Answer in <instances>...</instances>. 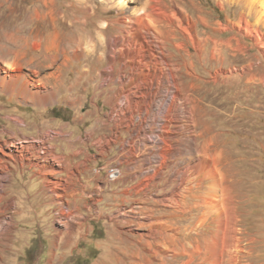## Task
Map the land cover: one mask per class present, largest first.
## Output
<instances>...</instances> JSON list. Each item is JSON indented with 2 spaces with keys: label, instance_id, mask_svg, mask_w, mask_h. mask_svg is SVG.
I'll list each match as a JSON object with an SVG mask.
<instances>
[{
  "label": "rangeland",
  "instance_id": "obj_1",
  "mask_svg": "<svg viewBox=\"0 0 264 264\" xmlns=\"http://www.w3.org/2000/svg\"><path fill=\"white\" fill-rule=\"evenodd\" d=\"M55 1L54 14L43 7L46 16L35 15L26 24L25 18L41 1L0 0L1 64L19 63L15 69L29 72L36 69L35 60L43 52L35 41L44 43L57 33L61 45L72 46L70 39L82 34L103 32L109 37L119 31L111 21L123 11L106 8L103 0H90L94 11L89 18L80 15L77 0ZM161 1L168 12L180 8L190 15L197 35L195 43L178 27L177 41L184 45L181 50L169 47L181 65V89L189 100L198 144L208 145L209 156L195 179L199 184L191 182L186 198L188 210L181 212L177 202L181 135L167 137L168 128L159 120L169 106H158L164 95L159 91L152 95L155 98L145 96L139 104L132 103L131 113L124 109L115 114L116 96L123 87L136 90L144 79L134 73L127 81L131 69L120 62L106 74L107 46L101 61L98 55L84 54L67 66L62 60L45 63L38 77L60 74L65 85L46 102L27 100L0 87V139L46 142L56 156H65L70 166L80 164L83 172L75 171L72 187H67L63 199L74 212L62 224L61 199L46 185L41 166L5 158L9 169L8 176L0 179V221L8 219L11 226L0 236V264H213L218 254L203 240L216 234L221 214L218 205H207L202 196L216 179L221 182L219 199L225 191L230 221L231 209L235 211L239 238L223 264H264V0ZM106 21L108 27L103 25ZM6 32L29 41L16 42ZM50 82L52 88L54 81ZM166 85L162 84L163 90ZM209 163L216 164L217 175ZM113 165L121 170L116 179L107 175ZM68 176L67 168L53 178ZM73 188L78 198L68 194ZM134 208L143 223L121 216L124 209L132 213ZM181 242L189 254L181 253ZM190 250L196 253L191 255Z\"/></svg>",
  "mask_w": 264,
  "mask_h": 264
},
{
  "label": "bare ground",
  "instance_id": "obj_2",
  "mask_svg": "<svg viewBox=\"0 0 264 264\" xmlns=\"http://www.w3.org/2000/svg\"><path fill=\"white\" fill-rule=\"evenodd\" d=\"M39 1H41V5L36 6L35 9L25 18L26 24L30 23L31 19H33L35 15L39 16L40 18L46 16V14H44L46 12L43 10V7L47 8L48 13L54 14L56 10L54 8L56 2L55 0ZM77 1V4L80 5L78 7H80L81 9L78 10H80V15L82 17L87 18L88 16L93 15L92 13L94 11V8L90 0ZM161 2V0H103L106 8H118L123 11V15H120V17L111 21L112 23L117 24V27L119 29L117 33L111 34L109 35V37H107L103 32H97L92 36L82 34L79 38L77 37L76 39H70L72 42V46L64 44L61 45L59 43L60 41L58 42L57 33L49 36L44 43L35 41L34 46L36 48H43V52L37 58V60H35L38 65L36 69H31L29 72H25L24 70H22V66L21 69H19L18 67L15 69V66H18L19 63H17L16 65L15 62H9L7 63L8 67L0 63V87L3 90H6L14 95L19 94V96H22L27 100L33 99L36 100V102H46L50 98H54L55 96H57L59 88L65 84L64 81L61 82L59 80L60 74L58 75L55 73H49L47 77L45 76V78H39L38 76L41 72V66H43L45 63H54L58 60H62V64L67 66L69 62L73 60H79L82 56H84V54L86 56L98 55L97 58L101 61L104 58L105 46H107L110 65L109 69L106 70V74H112L111 71L113 70L114 65H117L120 62L121 66L124 69L127 67H130L131 69V74L129 73L130 75L126 77L127 81L131 80V78L134 76V73L140 74L141 78L144 79V81H142L144 82L142 85L136 84L138 86L136 90L134 88L125 89L123 87V89L116 96L118 104L113 109L115 114H117L116 111L121 112L122 110L124 111V109H126V111H130L131 113L133 110V102L139 104L141 102L139 100H141V98H146L145 96L155 98V96L152 95L159 91L164 95V97L160 99V101L158 102L159 105H157L161 106L164 103L169 104L167 108V114L165 116H160L159 120H161V122L163 123V128H168V131L165 130L166 132H164L167 137H170V135L174 136L177 133L181 135V187L179 188L180 193L177 194V202L179 204L181 203V212H184L188 210V203L186 198L189 194L188 192L192 190L191 182L195 181L196 177L201 171V166H203L201 165V162L203 161L205 163V161H207L205 157L209 155L207 154L208 145L205 144L204 146H199L198 144V135L195 133L196 123L191 110L187 107V103L189 100L187 95L184 94L181 89V78L178 74L181 70V65L174 58L175 53L173 54L169 50V47L173 45L178 50H181L182 46L184 45V43L177 41V39H179V35L176 33L178 27L181 28L184 34L192 39L195 43H197V35L195 31V23H193L190 15H188L184 10L180 8L172 12H168V10ZM72 3L74 2L72 1ZM76 16L77 14H75V17ZM34 22L35 21H32V24ZM107 24H109V22L107 21L103 23L104 26H106ZM20 30L23 31V29ZM7 36L8 38L15 40L16 42L23 39L25 43L29 41V37L27 38L26 35L25 38L21 36L14 38L13 34H10L8 32ZM25 43L22 44L25 45ZM16 61L18 62V60ZM50 81H54V86L52 88L48 87L51 83ZM162 84L164 86L165 84H167L166 89H162ZM138 95H141V97L139 98ZM161 108L163 107L161 106ZM115 114H112V119L114 118L115 120L119 121ZM128 120L129 121H127V125L129 126L131 120ZM172 124L176 125L169 131V127ZM164 133L163 136H165ZM161 139L166 141L167 147H172V143L169 140L163 139L162 137ZM76 151L77 154L82 153L81 150ZM5 158H12L15 160L19 159L23 161V164L29 161L32 162L33 165L37 164L41 166V171L44 172L46 176V185L56 193V198L58 197L61 199L60 201L62 210L59 211V222L64 224L66 220L70 219L73 216L74 210L67 208V202L65 201V198L63 199V197H65L66 195L65 193L67 192V187H72L70 182L74 178L73 175L74 173H76L75 171H77L78 174H82L83 169L80 164H77L76 167L70 166V163L64 160L65 156H56V154L51 149H49V147H47L46 142L37 143L35 141L29 140L20 141V139H17L14 136L6 140L0 139V179H5L8 176L7 170L9 169V166L5 161ZM86 167H88L87 163L85 164L84 169ZM208 167L215 175H217L218 169L216 168V164H214L213 166L209 163ZM67 168L69 169L68 178H53V176L63 172ZM79 180L81 179L79 178ZM195 182L198 183L197 181ZM220 184L221 182L216 179L214 184L211 185V189L208 190L207 194H205V196H202L207 205H218L220 210L219 213L221 214L220 216L219 214H217V218L219 220L217 221L216 234H213L210 238L203 240V242H205L207 245L209 244L208 246L212 247V249L215 250V252H217L218 254L213 264H223L225 254H228V256H232V252H235L233 251V248L237 247V242L239 241V238L236 235L237 228L235 225V211L231 209L233 221H230L228 210L223 201L226 196L225 191L222 192L223 198L219 199L217 195ZM68 194L74 195L75 198L79 197V192L75 188L72 189V193ZM0 199H2V197ZM180 200L181 202H179ZM10 205L13 206L12 201H10ZM131 210L132 213H129L127 209H124V211H121L120 214H122L121 216L125 217L130 215L131 217L137 218L140 223H143L142 221L144 220L142 219L140 212L138 210H135V208ZM204 217L205 214H203V216L199 218L201 221H203L205 220ZM10 226V220H1L0 236L4 234L10 228ZM161 245L162 243L160 244V246ZM188 252L189 250H187V244L181 242V253L186 254ZM194 253H196L195 250H190L191 255Z\"/></svg>",
  "mask_w": 264,
  "mask_h": 264
},
{
  "label": "built area",
  "instance_id": "obj_3",
  "mask_svg": "<svg viewBox=\"0 0 264 264\" xmlns=\"http://www.w3.org/2000/svg\"><path fill=\"white\" fill-rule=\"evenodd\" d=\"M121 174V170L117 165H113L110 166L107 169V175L111 178V179H116L118 176H120Z\"/></svg>",
  "mask_w": 264,
  "mask_h": 264
}]
</instances>
